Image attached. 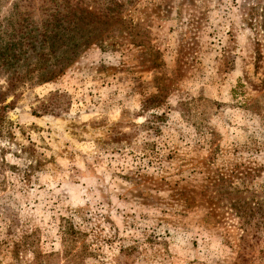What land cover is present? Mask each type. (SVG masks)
I'll return each mask as SVG.
<instances>
[{
    "label": "rangeland",
    "instance_id": "obj_1",
    "mask_svg": "<svg viewBox=\"0 0 264 264\" xmlns=\"http://www.w3.org/2000/svg\"><path fill=\"white\" fill-rule=\"evenodd\" d=\"M120 16L4 112L0 264H32L6 250L26 234L59 249L63 217L85 233L81 264H264V0H133ZM53 90L66 111L33 113Z\"/></svg>",
    "mask_w": 264,
    "mask_h": 264
},
{
    "label": "trees",
    "instance_id": "obj_2",
    "mask_svg": "<svg viewBox=\"0 0 264 264\" xmlns=\"http://www.w3.org/2000/svg\"><path fill=\"white\" fill-rule=\"evenodd\" d=\"M132 1L12 0L6 15H0V78L4 80L0 83V126L6 108L24 87L52 80L91 44L111 39L102 33L108 26L124 22L120 15ZM9 97L12 99L7 102ZM67 98L60 90L49 91L37 98L33 113L58 116L66 111ZM158 117L150 114V118ZM260 211L264 219V210ZM84 235L71 218L63 217L59 249L40 252L26 234L6 250L14 256L20 249L33 252L32 264H81L91 254Z\"/></svg>",
    "mask_w": 264,
    "mask_h": 264
}]
</instances>
